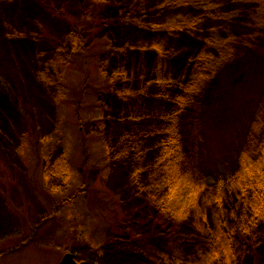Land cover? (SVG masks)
I'll return each instance as SVG.
<instances>
[{
    "label": "rangeland",
    "instance_id": "374dc122",
    "mask_svg": "<svg viewBox=\"0 0 264 264\" xmlns=\"http://www.w3.org/2000/svg\"><path fill=\"white\" fill-rule=\"evenodd\" d=\"M172 1L0 0V264H264V216L231 182L262 159L264 1ZM215 39L232 59L205 73ZM173 112L202 192L182 223L155 199Z\"/></svg>",
    "mask_w": 264,
    "mask_h": 264
},
{
    "label": "trees",
    "instance_id": "16d2710c",
    "mask_svg": "<svg viewBox=\"0 0 264 264\" xmlns=\"http://www.w3.org/2000/svg\"><path fill=\"white\" fill-rule=\"evenodd\" d=\"M260 1L261 0H259V2ZM170 3L173 6H192L198 9L211 10L212 7H214V4L210 0H174ZM262 13H264V5L258 9V12H256L255 15L258 18V14L260 15ZM261 18H263V16ZM261 23L262 22H255V24L258 26H260ZM166 27L172 29L175 26ZM175 29L185 30L190 29V27L183 25L178 26ZM76 39L78 38L74 39L75 42ZM207 43L219 51L217 58H212V56H202L199 62L200 64H198L199 66L203 67L202 70L205 73H208L209 71L216 72L221 68L220 66H223L232 59L234 49L232 41L231 39H215L209 41L207 40ZM217 68L218 70H216ZM201 85L202 82L200 80L192 82L190 87L184 92L183 96L188 97L189 95L191 96L192 94L196 93L200 89ZM189 103H191V100L181 97L177 106L181 109ZM178 113L179 112H173L161 117L163 127L159 142V155L157 160V173L159 174L158 181L155 184L159 191L158 197L156 195L155 199L157 200L158 209L165 218L177 223H182L190 217L193 218L194 209L200 205L202 192L200 187H198L191 180L190 176L185 172L184 169L183 164L185 161L182 157V150L178 140L179 136L176 124ZM126 140H124L123 143H125V146H128L129 141L132 139ZM108 148L109 147L105 145L107 154L110 153ZM123 148L124 151L120 152L124 153L129 149L127 147ZM261 157L262 159L260 161H255L251 159L249 155L247 156L244 154L241 159L239 171L237 172V175H235L236 177L231 180L235 188H233V190L239 195L245 196L247 199L246 204L250 205V207L252 206L251 215H254V221H259V218L262 219L264 216V148L261 152ZM106 158H108V156H106ZM139 175L140 174H138L137 177ZM45 177L62 178L65 176H62L61 171L54 170L51 172L47 170L45 171ZM135 184L137 185V183ZM139 188L142 187L139 186ZM151 188H153V186H151ZM81 189L82 193L85 194V187L83 185H79V191L77 194L80 193Z\"/></svg>",
    "mask_w": 264,
    "mask_h": 264
},
{
    "label": "water",
    "instance_id": "95a60500",
    "mask_svg": "<svg viewBox=\"0 0 264 264\" xmlns=\"http://www.w3.org/2000/svg\"><path fill=\"white\" fill-rule=\"evenodd\" d=\"M61 264H76V263H74L72 255L68 254L64 256ZM82 264H86V263H82Z\"/></svg>",
    "mask_w": 264,
    "mask_h": 264
}]
</instances>
